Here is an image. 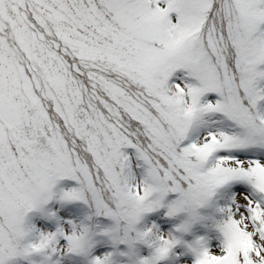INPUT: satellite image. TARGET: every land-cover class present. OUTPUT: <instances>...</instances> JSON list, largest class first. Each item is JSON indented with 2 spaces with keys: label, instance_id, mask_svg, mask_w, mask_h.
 I'll return each instance as SVG.
<instances>
[{
  "label": "snow or ice",
  "instance_id": "obj_1",
  "mask_svg": "<svg viewBox=\"0 0 264 264\" xmlns=\"http://www.w3.org/2000/svg\"><path fill=\"white\" fill-rule=\"evenodd\" d=\"M0 264H264V0H0Z\"/></svg>",
  "mask_w": 264,
  "mask_h": 264
}]
</instances>
